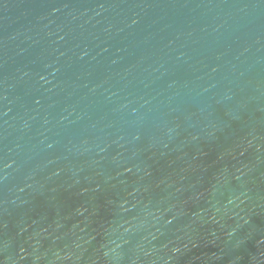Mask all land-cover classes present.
Masks as SVG:
<instances>
[{
    "label": "water",
    "instance_id": "95a60500",
    "mask_svg": "<svg viewBox=\"0 0 264 264\" xmlns=\"http://www.w3.org/2000/svg\"><path fill=\"white\" fill-rule=\"evenodd\" d=\"M0 264H264V0H0Z\"/></svg>",
    "mask_w": 264,
    "mask_h": 264
}]
</instances>
